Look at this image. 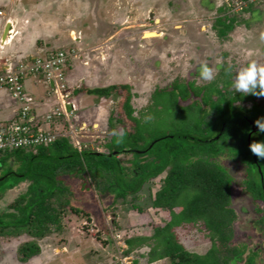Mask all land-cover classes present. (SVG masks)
Wrapping results in <instances>:
<instances>
[{"label":"trees","instance_id":"trees-1","mask_svg":"<svg viewBox=\"0 0 264 264\" xmlns=\"http://www.w3.org/2000/svg\"><path fill=\"white\" fill-rule=\"evenodd\" d=\"M263 4L264 0L249 3L235 13L233 5L230 8L222 3L213 14L211 31L219 40L228 41L245 22V15L255 13ZM71 48L68 45L44 57L70 52ZM238 66L225 62L210 82L177 77L156 88L138 116L128 85L74 90V100L85 91L119 101L124 115L119 113L115 118L112 114L100 151H79L67 136L47 146L0 153V200L9 191L26 186L16 199L0 208V244L1 240L28 237L17 251L18 260L28 263L41 255L40 242L65 234L70 221H91L92 216L103 219L109 210L116 215L130 205L132 209L124 210L127 214H135L139 220L151 219L149 226L143 227L144 234H134L125 241L123 257L133 258V264H263L264 241L257 239L251 245L239 242L235 227L238 215L231 206L233 179L216 161L227 155L246 167L243 188L258 194L263 208L257 206L255 212L264 226V161L249 147L253 142H264V133H253L241 118L233 120L245 117L254 123L264 117V99L235 92L232 79ZM60 124L63 132L67 126ZM175 127L182 133L168 131ZM216 129L215 135H208ZM114 131L123 133L121 143H116ZM215 138L211 144L202 143ZM144 199L147 205L138 204ZM81 200H94L101 212L87 209ZM113 222L119 227L116 220ZM186 228L205 233L210 242L205 253L191 252L181 243L178 230Z\"/></svg>","mask_w":264,"mask_h":264},{"label":"rangeland","instance_id":"rangeland-1","mask_svg":"<svg viewBox=\"0 0 264 264\" xmlns=\"http://www.w3.org/2000/svg\"><path fill=\"white\" fill-rule=\"evenodd\" d=\"M169 1L0 0V10L4 13L0 23H10V30H13L10 46L0 49V64L9 59L18 69L33 58H43L50 51L71 45L70 52L74 51V57L69 60L71 63L65 69V77L72 98L76 89L128 85L132 89V105L137 116L150 103L153 91L169 81L181 77L203 82L199 76L201 63L213 69L215 78L225 62L229 65L237 63L238 69L253 61L264 64V41L260 39L264 32V4L255 13L245 15V22L229 35L228 41H221L211 31L213 14L224 2L231 8V0H172V5ZM257 2L259 0L244 3L235 0L233 11L239 13L249 3ZM36 78L41 84L34 82V89L44 88V78L40 75ZM24 84L26 90L32 88L30 82ZM45 89L46 92L40 90L41 95L34 97L40 121L59 103L55 95H48L49 87ZM125 96L126 93L121 103ZM74 101L78 113L71 123L76 132V139L71 137L73 142L79 143L80 147L102 150L100 146L108 135L112 114L115 118L122 114L119 101L89 95L85 91ZM82 125H85L84 130H80ZM129 125L126 122V126ZM118 129L121 131L120 127ZM176 129L168 131L182 133L181 129ZM217 129L208 135H215ZM216 161L233 179L231 206L238 215L235 227L239 242L251 245L257 239L264 241V226L255 212L257 206L263 208V204L256 192H246L243 188L246 167L239 159L227 155ZM25 190L26 186L21 185L9 191L0 200V208L10 204ZM145 194L148 195L146 190ZM81 202L87 209L101 212L100 205L94 200ZM138 204L145 206L148 201L144 199ZM123 208V212L116 215L109 210L110 214L103 219L92 216L91 221H70L65 234L41 241V255L28 263H21L17 256L19 246L27 242L28 237L1 240L0 264H133V258L123 257L127 250L125 241L134 234H144L143 227H148L151 219L147 216L139 220L135 214H127L124 210L132 209L130 205ZM160 218L158 215L157 219ZM157 221L160 220L154 222ZM178 235L191 252L203 254L210 246L205 233L198 229L178 230Z\"/></svg>","mask_w":264,"mask_h":264},{"label":"built area","instance_id":"built-area-1","mask_svg":"<svg viewBox=\"0 0 264 264\" xmlns=\"http://www.w3.org/2000/svg\"><path fill=\"white\" fill-rule=\"evenodd\" d=\"M3 16L0 10V17ZM12 33L13 30L10 31L7 42L2 41L0 34L1 50L10 42ZM73 54L74 51H61L49 57L33 58L29 64H21L18 69L13 67L9 59L5 60L6 62L3 60L0 64V91L7 92L18 105L17 116L14 120L0 119V153L47 146L59 137L68 136L76 139V132L71 123L77 117L78 105L72 99V94L67 91L68 84L65 77V69L68 61L74 57ZM30 74L42 76L44 83L49 87L50 94L48 95H55L59 101L58 106L47 113L42 121H40L41 117L36 107V99L27 93L24 84ZM62 122L67 126L63 132L60 129ZM53 126L58 127V131L55 132ZM84 127L85 125H82L80 130H84ZM75 146L79 151L85 148L90 149L87 146L80 147L77 142Z\"/></svg>","mask_w":264,"mask_h":264},{"label":"clouds","instance_id":"clouds-1","mask_svg":"<svg viewBox=\"0 0 264 264\" xmlns=\"http://www.w3.org/2000/svg\"><path fill=\"white\" fill-rule=\"evenodd\" d=\"M1 24L2 23H0V27H2L1 34L3 32L4 35V31L8 23ZM11 27L12 26H10V28ZM10 31L11 30H9L5 41H3V37L1 35L3 42H7ZM260 39L264 41V32L260 34ZM8 46H10L9 43L5 45V47ZM199 76L201 80L206 82H210L215 78L213 69L210 68L206 63H201L199 67ZM232 88L235 90V92L242 93L244 96L250 94L258 98L264 97V64H258L253 61L241 66L236 71L232 79ZM254 123L258 129V133H264V117L255 120ZM112 135L117 137L116 143L122 142L123 133H117L114 131ZM249 147L251 153L254 154L258 160L264 161V142H253Z\"/></svg>","mask_w":264,"mask_h":264},{"label":"crops","instance_id":"crops-1","mask_svg":"<svg viewBox=\"0 0 264 264\" xmlns=\"http://www.w3.org/2000/svg\"><path fill=\"white\" fill-rule=\"evenodd\" d=\"M0 30H2V27H0ZM1 35L3 37V32H2ZM28 82L31 83L32 88L30 86V88L29 89L27 88L26 91H27V93H29L33 97H35V96L38 97L37 94L41 95V93H40L41 91L40 90L46 92L45 87H47V85L44 82H43V85H45L44 88L40 87L39 90L34 89V87L36 85H40L41 84V83H39L38 78H36V79H34V78L28 79L26 81V83H28ZM34 82L36 83V85L33 86ZM43 100H45V102H47V99L43 98ZM42 109H41V111H43ZM17 110H18V105L12 100L10 95L7 92L0 91V119L3 120V121L14 120L16 118V116H17Z\"/></svg>","mask_w":264,"mask_h":264},{"label":"water","instance_id":"water-1","mask_svg":"<svg viewBox=\"0 0 264 264\" xmlns=\"http://www.w3.org/2000/svg\"><path fill=\"white\" fill-rule=\"evenodd\" d=\"M9 30H10V23H8V25H7V27H6L5 31H4L3 41H5V39H6L7 35H8ZM239 118L245 120V121L248 123V127L252 130L253 133H258V129H257V127L255 126V124H254L253 122L247 120L245 117H236V118H234L233 120H237V119H239ZM217 139H218V138H215V139H212V140H207V141H204V142H202V143H203V144H211V143H213L214 141H216ZM200 142H201V141H200Z\"/></svg>","mask_w":264,"mask_h":264},{"label":"bare ground","instance_id":"bare-ground-1","mask_svg":"<svg viewBox=\"0 0 264 264\" xmlns=\"http://www.w3.org/2000/svg\"><path fill=\"white\" fill-rule=\"evenodd\" d=\"M147 35H151L152 36V35H156V34H147Z\"/></svg>","mask_w":264,"mask_h":264}]
</instances>
